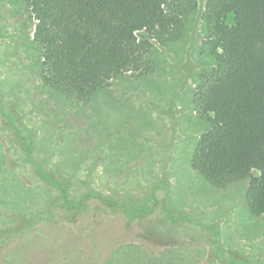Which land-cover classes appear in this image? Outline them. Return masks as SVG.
I'll use <instances>...</instances> for the list:
<instances>
[{
    "label": "rangeland",
    "instance_id": "obj_1",
    "mask_svg": "<svg viewBox=\"0 0 264 264\" xmlns=\"http://www.w3.org/2000/svg\"><path fill=\"white\" fill-rule=\"evenodd\" d=\"M196 1L152 73L75 106L41 85L25 4L0 0V264H264L248 180L215 187L191 168L209 128L192 93L213 64Z\"/></svg>",
    "mask_w": 264,
    "mask_h": 264
},
{
    "label": "trees",
    "instance_id": "obj_2",
    "mask_svg": "<svg viewBox=\"0 0 264 264\" xmlns=\"http://www.w3.org/2000/svg\"><path fill=\"white\" fill-rule=\"evenodd\" d=\"M20 1L35 21L41 85L75 106L114 79L152 73V48L180 40L197 9L196 0ZM202 21L213 64L191 104L209 128L191 168L215 187L247 179V208L264 216V0H206Z\"/></svg>",
    "mask_w": 264,
    "mask_h": 264
}]
</instances>
